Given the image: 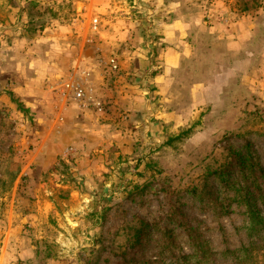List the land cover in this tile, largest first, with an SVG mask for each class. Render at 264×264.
Segmentation results:
<instances>
[{
    "label": "rangeland",
    "instance_id": "obj_1",
    "mask_svg": "<svg viewBox=\"0 0 264 264\" xmlns=\"http://www.w3.org/2000/svg\"><path fill=\"white\" fill-rule=\"evenodd\" d=\"M110 2L0 0V264H264L236 199L264 169V0ZM216 23L241 28L212 53Z\"/></svg>",
    "mask_w": 264,
    "mask_h": 264
},
{
    "label": "trees",
    "instance_id": "obj_2",
    "mask_svg": "<svg viewBox=\"0 0 264 264\" xmlns=\"http://www.w3.org/2000/svg\"><path fill=\"white\" fill-rule=\"evenodd\" d=\"M180 138L178 136L175 139ZM240 169L242 177L245 179L246 186L240 188V191L236 194L238 205L240 208L244 209L246 220L244 224L248 232V236L252 239L258 237L259 239L263 237L264 239V202L258 207L259 201L263 198L262 184L264 183V169L260 168L255 170L253 167H248L247 160L243 158L240 161ZM252 178V179H251ZM251 179V180H250ZM250 181V182H249ZM249 182V183H248ZM230 185V182H226V185ZM141 225L146 227V224L141 221ZM146 230L140 228L134 231V242L131 247L140 245L145 237ZM170 243H174L173 231H165ZM244 259L243 262H236L235 264H247ZM134 263H138L135 262Z\"/></svg>",
    "mask_w": 264,
    "mask_h": 264
},
{
    "label": "crops",
    "instance_id": "obj_3",
    "mask_svg": "<svg viewBox=\"0 0 264 264\" xmlns=\"http://www.w3.org/2000/svg\"><path fill=\"white\" fill-rule=\"evenodd\" d=\"M107 3H105V7H100L98 0H90V5L92 7L93 10H96L98 12H113L112 7L113 5H111L110 0H106ZM116 6H114L115 8ZM157 10H159L158 8H150V7H145L144 11H143V15L145 16V19L148 20V16H150V14H153V17L151 18L154 24H156L157 22H159V16H158V12ZM112 16H109V18H111ZM171 17V15H170ZM169 21L167 23H165V26H167L168 29H175L176 27L181 25V22H183V18L181 17H174L172 18H168ZM126 20V21H124ZM106 23H108L109 28L107 29L106 33L102 34L105 38L108 39L109 43H114L116 44L117 41L120 40V38H122L123 36L127 35L126 32L123 31L124 28H129L131 26L136 27V25L133 24V22H131L128 19H121V20H116L114 21L113 19L106 21ZM141 26L145 25L144 21L140 22ZM213 23V22H212ZM215 23V22H214ZM130 24V25H129ZM186 24V23H185ZM123 25V26H122ZM187 25V24H186ZM217 25V26H216ZM239 26H234V24H228L225 26H221L220 24H213L209 25V29L207 28V31L209 33V38H207V40L203 41L206 43H209V47L206 48L207 51L214 53V51H218V46H215V37H217V41L220 44L221 42H229V37H234L237 36V34L240 32V28H241V24H238ZM189 29L193 30V27L188 25ZM194 33V32H193ZM128 37L130 38L129 34ZM183 36L181 34L175 35L173 36V39H175V42H180L182 44L183 39H181ZM190 38H192V41L197 44V46H199V39L189 35ZM175 52V50L173 49H168V52L166 54V57L168 56L169 58H171L173 56V53ZM180 52V51H179ZM175 55V54H174ZM180 55H178L177 57H179ZM180 59V57H179Z\"/></svg>",
    "mask_w": 264,
    "mask_h": 264
},
{
    "label": "built area",
    "instance_id": "obj_4",
    "mask_svg": "<svg viewBox=\"0 0 264 264\" xmlns=\"http://www.w3.org/2000/svg\"><path fill=\"white\" fill-rule=\"evenodd\" d=\"M92 24H93V29H97V24H98V20L97 19H94L93 21H92ZM111 63L113 64V68H116V65L114 64V61H111ZM78 96L80 97L81 95L80 94H78Z\"/></svg>",
    "mask_w": 264,
    "mask_h": 264
}]
</instances>
